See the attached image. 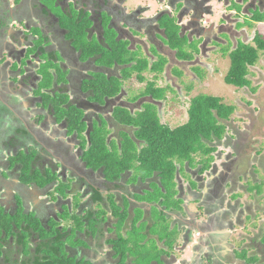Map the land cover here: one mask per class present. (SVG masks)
<instances>
[{
    "label": "flooded vegetation",
    "instance_id": "1",
    "mask_svg": "<svg viewBox=\"0 0 264 264\" xmlns=\"http://www.w3.org/2000/svg\"><path fill=\"white\" fill-rule=\"evenodd\" d=\"M12 1L14 4L10 5ZM46 1L47 3H43L42 0H0L2 15H0L2 25L0 28V34H2L0 59L5 61L4 57L8 53L13 55L14 60L18 58L21 63L23 62L20 73L13 72V69H9V65L2 66L3 68L0 66V70L5 72L1 74L0 71V231H3L1 229L2 217H15L21 209L24 214L32 215L33 220L39 222L38 228H41L43 234L47 236V238H42L41 232L31 235L30 254L28 255L25 247L19 243L17 238L7 239L4 234L0 238V264H36L35 259L39 246L48 241L56 242L58 235L64 233H67L66 238L63 239L66 244L64 253L68 258H75L77 262L86 260L93 261V264H106L108 260H111L109 255H103L101 262L97 260L100 250L103 252V247L107 248L108 253L110 252L104 239L114 238L112 234H108V230L112 228L114 231L118 220L114 217L116 223H108V225L94 221L98 223L100 240L98 237H91L88 234L90 228L87 216L90 215L91 219H96V212L100 209L97 204L93 203L95 192L105 198V204L103 205V201L100 203L105 206L107 203L110 204L108 198L111 187L126 188L127 186L132 191L140 192V189H146L147 186L142 184L139 179L128 184V181L132 180L131 177L122 176L117 182L109 181L103 176V168L93 170L88 166L85 161V153L92 143L90 136L95 126L101 127L105 123L108 129H112L114 126L112 122L121 123L115 117L117 110H125L132 116H137L145 108V105H153L156 110L161 111L163 105L160 104L166 98L165 94L170 90V87L178 91L176 88H178L179 81L186 85L184 86L186 93L192 92L194 85L191 87L190 83H193V77L188 79L189 82L184 83V73L178 68L180 63L195 64L189 68L191 72H195V69L200 66L210 75L213 68L211 56L216 57L221 54L222 57H228L230 68L228 53L236 49L238 41H240L237 40V43L234 44L232 36L236 37L237 34H240V29L242 30L243 27L239 26H246L245 22L251 21L254 12L258 10L264 14V2L231 0L232 4L228 6V12L235 10L237 14L243 15V19H230L227 24L216 25L215 22L207 24L205 22L207 16H215L211 1L169 0L171 4L164 14L169 16L171 8L178 5L179 18L175 27H178L179 37L186 40L183 45L184 50L189 57H193L191 61H183L177 58V51L168 45L166 29L162 27L161 23L159 24V17H142L141 12H138L139 14L133 12L130 16L125 7L127 0ZM221 1L226 5V0ZM243 2H245L244 6L241 5ZM238 5L241 6L240 12ZM232 14L221 16L220 21L226 20L225 17H230ZM66 16L76 20L77 23L87 16L91 25L85 26L83 31L79 32L85 36L77 37L82 42L89 39L88 44H94L93 41H95L105 51L110 50V43L128 42L127 48L131 52H138V47H140L141 56L149 59L150 66L164 59L166 64L163 72L146 71L143 74V77H146V73L153 74L156 81L158 77L164 76L165 88H158V83L155 80L151 82L155 84V89L163 90V99L157 100L153 94H148V84L145 91L139 92L137 95H131L132 93L125 90V84L132 81L134 77L143 83L139 80L138 73H133L131 77L124 80L123 72L132 67L134 62L129 65H119L115 61L113 66L107 67L102 61L103 53H94L85 57L82 49L78 46L79 42L75 40V37L70 36L71 31L62 25V18ZM9 18L19 21L24 30L7 28L5 32L6 28L3 27V24L6 25V22L10 24ZM79 18L81 19L79 20ZM106 21H108L107 29H111L115 34V39H110L109 43L104 39L103 24ZM254 24H264V22H254ZM231 26L235 27V30L232 31ZM220 33L225 34L226 38H219ZM159 36H163L165 42L159 40ZM40 39L45 44H41L36 54H28ZM22 42L24 45L26 44V48L17 49ZM150 47L157 50L160 54L159 58L149 52ZM162 49H168L169 53L162 52ZM2 51L4 52L1 53ZM44 53L48 58H45ZM153 58H157V60L154 61ZM50 59L55 63V67H59L60 77L64 75V79L59 83L60 74L56 68H52L50 69V73L54 76L52 87L44 89L40 86L43 77L39 74V70ZM173 61L176 62L177 67L171 69L170 72L175 75L176 80L170 81L166 71L168 66H172ZM15 66L16 64L13 67ZM17 69L18 67H16ZM176 69L178 71H175ZM213 69L219 71L217 67ZM176 72L181 73V76H178ZM103 74L122 79L123 86L120 94L113 97L105 96L103 99V87L97 85V82L103 81ZM199 76L196 78L198 82H201L206 75ZM45 93L51 94L52 97L59 93L60 96L68 99L69 105L77 106L79 110L83 111V121L88 125L87 131L83 135L84 138H79L76 133L72 135L69 133L68 122L65 118L59 119V115L51 107L52 102L48 103L47 100H44ZM196 96L198 95L191 97L190 103ZM11 101L15 103L18 101L19 104L11 108L7 105ZM27 103L30 104V107L26 109L25 113L23 107ZM67 107V105H63V108ZM189 108L190 104L188 111ZM118 130L122 131L124 138L117 133ZM118 130H115L117 132L109 138V144L112 142V138L118 135L123 142L133 140L139 149L147 145L145 139L135 137L138 128L123 123ZM228 130L227 126V131L221 140L213 138L204 141L208 150L205 153L196 154L195 159L198 155L201 156V159L197 164L194 163L193 168H190L186 163L181 171V166L177 165L176 184L179 190L177 199L181 198L184 201L188 215L191 217V221L185 224L182 217L176 215V218L182 220L186 227L183 247L190 242L189 234L192 236V240L195 232L200 234L199 242H207L210 246V251L206 252L204 258L211 259L212 264H239L236 253L241 252L245 247L242 248L234 244L231 237L240 232L239 228L243 231L244 223L241 220L244 215L251 214L252 211L248 199L250 194L246 193L247 187L240 185L241 172H236L234 168L236 162L241 159L240 151L242 152V150L233 156L232 149L235 143L233 135L236 133L230 134ZM114 139L117 142L120 141L117 138ZM119 144L121 143L119 142ZM227 147L232 151V154L219 151V148L226 150ZM21 152L32 156L26 162H29L38 174V179L35 182L29 184L23 182L22 162L16 163L15 167L11 166V158L17 159ZM203 159L209 160V162L207 163L208 169L201 173L203 164L200 161ZM132 174L134 172L129 176ZM237 174L239 176H236ZM238 192L246 194L245 197L235 199L234 195L240 194ZM114 194H118V191L114 190ZM192 204L193 206L197 205L195 213L191 212ZM141 206L149 209V206L142 201L133 203L130 211ZM162 213L172 215L171 212ZM172 224L175 225L173 222ZM78 228L81 230H77ZM103 231H105L104 236ZM113 235L117 236L115 231ZM238 236L240 237V235ZM259 238H250V242L247 244L250 248L244 250L248 251L249 256L257 255L260 263L264 264V245L259 241ZM192 244L193 242L189 245ZM194 247L193 252L197 254V246ZM43 256L45 257L46 254ZM199 260V264H203V258Z\"/></svg>",
    "mask_w": 264,
    "mask_h": 264
},
{
    "label": "trees",
    "instance_id": "2",
    "mask_svg": "<svg viewBox=\"0 0 264 264\" xmlns=\"http://www.w3.org/2000/svg\"><path fill=\"white\" fill-rule=\"evenodd\" d=\"M45 3H47V1ZM240 8L241 6L238 5L239 12L241 11ZM80 19L81 18H79V20ZM79 22L80 23H77L76 20H72L68 16L62 18V25L67 28V30L71 31L70 36L75 37V40L79 42L78 46L82 49L85 57H89L94 53H103L102 61L107 67L113 66L115 61L119 65H129L134 62L135 64L132 67L127 68L123 72L124 80L131 77L133 73H138L139 80L144 83L147 81V78L143 77L146 71L152 73L163 72L166 64L164 59L150 66L149 59L142 57L141 52H131L128 50V42L110 43V50L106 51L101 49L98 43L88 44L86 41L82 42L77 37H83L85 35L79 34V32L83 31L82 29L85 28V26L88 27L91 24L87 16L82 18ZM254 22H264V14L257 10L254 12L251 21H246L245 25L252 27ZM169 24L170 25H168L166 21L161 22L162 27L166 29L165 35L168 37V45L171 49L177 51L178 59L191 61L193 57H189L183 47L186 40L179 37L177 31L173 28V23L170 22ZM107 25L108 21L103 24V29L105 31V37H103L106 42L109 43L111 38L115 39V34L113 32L112 34L107 32ZM243 26L244 25H240L239 27ZM41 44H45L42 39L29 50L28 54H36ZM225 49L228 51L230 50L229 48ZM261 53H264V35L259 32L255 33L252 44H246L241 40L238 41L237 48L228 53L230 68L225 76V83L239 89L251 88L252 82L249 79L250 69L258 64ZM44 56L48 58L45 53ZM52 68H56L57 72H60V69L55 67L53 61L50 59L39 70V74L43 77L40 86L44 89L52 87L54 77L53 74L50 73V69ZM195 72L201 75L199 69L196 68ZM59 74L58 82L60 83L63 81L64 75L60 77L61 73ZM177 75L181 76V73H177ZM97 85L98 87H103L104 99L105 96L113 97L120 94L123 81L118 77H108L103 74V81L100 80L97 82ZM154 87V83H148L147 93L153 94V97L157 100L163 99V90L159 91ZM44 100H47L48 103L52 102L51 107L57 112L59 119H66L69 124L68 129L71 135L76 133L79 138H84L83 135L87 131L88 125L83 121V111L79 110L77 106L69 105L68 99L60 96L59 93L55 97H52L49 93H45ZM63 105H67L68 107L63 108ZM235 112L236 107L225 104L222 98L199 94L191 100L187 122L180 127L172 129L170 126L161 122L156 108L153 105H145V108L137 116H132L125 110H117L115 114L117 120L122 124L126 123L138 128L135 132V137L147 141V145L141 149L130 139L122 142V146L120 150H118V147L114 146L113 142L110 144L107 142V136L103 134L104 129L107 127L106 124L101 123V127L95 126L90 136L92 143L85 153V161L88 166L93 170L103 168V176L109 181L113 180L117 182L122 176L125 178L131 177L132 180H129L130 182L128 181V184H132L139 179L142 184L147 186L146 189H140V192L128 190V188L125 187H111V193L108 198L110 204L107 203L105 206H103L105 204V198L102 197L100 193L95 192L94 194L93 203L97 204L100 210L96 212V219H91L90 215L87 216L90 218L87 220L90 228L88 234L91 237L97 236L100 240L101 235H99L100 232L97 228V224L108 225V223L111 222L109 219L111 216L118 220L114 230L117 236L113 235V229L109 228L108 234H112L114 238L104 239L105 244L109 246V257L115 262L114 264H129V261L131 264H168L167 260L180 244L176 240V235L184 231L183 228L186 229L182 220L176 218V215L182 217V204L180 203L183 202L181 198H176L179 193L175 182V178L178 174L177 165H181V171L183 165L186 163L190 168H193L196 154L201 152L205 153V151L208 150L204 141L213 138L219 140L223 139L227 131L226 123ZM30 157L32 156H27L21 152L17 159L11 158L12 167H15L16 163H23V182L27 184L33 181L35 182L36 179H38L36 170L31 167L29 162H26L31 159ZM208 162L209 160L206 161L204 159L200 161V163L203 164L201 173L208 169ZM132 172H134V174L129 176ZM254 183L255 182L252 184ZM171 184L176 185V194L170 189ZM261 187L258 185V189L260 190L255 189V186L251 187V189L247 188L246 193L247 195H251V191H255L260 197L264 194V180L262 181ZM114 190H117L118 194H114ZM250 195H248V199L252 201ZM251 197L253 198L252 195ZM234 198L236 199V196ZM117 199H119V202ZM173 199H175V201ZM101 201L104 202L103 205L100 204ZM142 201L149 206V209L141 206L130 211L132 212L130 213L131 217L134 218V225L127 224L126 228L122 229L124 227L122 224L130 217V214L128 210L121 214L122 209L119 204L122 202L125 208H128L129 205L131 206L135 202ZM146 201H148V203H146ZM258 205L260 206V204ZM190 209L193 210L191 207ZM162 212H171L172 215ZM260 213L264 215V211ZM1 220H3L1 227L3 231H0V238L4 234L7 239L10 237L17 238L19 243L25 247L28 255L30 254L29 246L31 245V235L41 232L42 238H47V236L43 234V230L38 228L39 222L33 220L32 215L29 216L28 214H24V211L21 209L15 217H2ZM172 222L175 225H173ZM137 223H140V227H144L142 234L143 231H146V234L143 237L142 234H140L141 238L137 237V242L134 247L131 248L129 244L132 238L129 240L126 239L122 232L128 235L132 234L131 237L136 235ZM77 230L80 231L81 228ZM129 230L130 232H128ZM104 232L105 231H103V236ZM66 235L67 233L59 234L56 242L48 241L45 244L42 243L40 246L38 245L39 248L37 253L40 257L37 254V258L35 259L36 264H93L87 261L77 262L75 258H68L64 253V246H66V244L63 239L64 237L66 238ZM188 237L190 240V242H188L191 244L193 242L192 236L189 234ZM262 244L264 245V241ZM99 246H101V244H99ZM244 249L236 253L239 264H261L257 255L253 254L249 256L248 251ZM44 254H46L45 257L43 256ZM203 264H212L211 259H206V262Z\"/></svg>",
    "mask_w": 264,
    "mask_h": 264
},
{
    "label": "rangeland",
    "instance_id": "3",
    "mask_svg": "<svg viewBox=\"0 0 264 264\" xmlns=\"http://www.w3.org/2000/svg\"><path fill=\"white\" fill-rule=\"evenodd\" d=\"M208 1L209 2L211 1V5L213 6V11L215 13V16L214 15L212 17L207 16V18L205 19L206 24L209 22L211 23L215 22L216 25L217 24L222 25L223 23L227 24V21H230V19L233 20V19L243 17L241 13L237 14L235 10L230 11L229 9L230 12H228V6L232 4L231 0H226V5L221 0H220L221 2L219 0H208ZM259 1L264 2V0H255V3H258ZM42 2L45 3L46 0H42ZM125 3H126L125 7L129 11L128 13L130 16L132 15L133 12H135L136 14H139L141 12L142 17H146V18H151V17L158 18L159 17L158 18L159 24L163 21H166V23L170 25L169 23L171 22L174 25V27L173 26L172 27L178 32V27H175V24H177V19L179 18L178 5H176L175 8H171V12L169 13V16L168 14L167 16H165L164 14V12L168 10V6L171 4L169 0H127ZM13 4H14L13 1L10 2V5H13ZM244 4L245 2L241 3V5L243 6ZM229 13L231 14L233 13V14L230 17H225L226 20L223 18L224 21H220L221 16L223 17L226 15H229ZM9 20H10L9 21L10 24H8V22H6L7 23L6 25L3 24V27L6 28L5 32L7 31V28L12 29V30H18V29L24 30L22 24H20L19 21H16L15 18L12 20L9 18ZM13 21H15V23H13ZM241 22L243 23V21ZM1 26L2 25L0 23V28ZM233 26H231L232 31L235 30V27ZM107 32L112 34L111 29H107ZM256 32H259L260 34L264 35V24H254L253 23L252 28L248 27L247 25L243 26V29L242 30L240 29V34H237L236 37L235 35L232 36V39L234 40V44L237 43V40H241L246 44H252V39ZM134 34L136 33L134 32ZM162 37L163 36L161 37L159 36V40L164 41ZM1 38H2V34H0V40ZM219 38H226V36L225 34L220 33ZM88 40H86L87 43H89ZM93 42L96 43L95 41ZM24 48H26V44L24 45L23 42L21 46L17 47V49H24ZM164 51L169 53L168 49H162V52ZM3 52L4 51H2L1 53ZM138 52H141L140 47H138ZM149 52L153 56H156L157 58H159L158 56H160V54H158L157 50L154 47H150ZM170 55L172 56V54ZM13 58H14L13 55H9L7 53V56L4 57L5 61L3 59H0V66L2 67L5 65L6 66L9 65V69L11 70L13 69V72L20 73L21 72L20 67L23 62L21 63V61L18 58L15 60ZM157 58L156 59L153 58V60L155 61L157 60ZM211 58H212L211 66L213 68L214 67L219 68V71L218 70L214 71L215 69L212 68V72L209 75L207 71L205 72V69L199 66L198 68L199 73L206 75L204 76L201 82H198L196 78V76H199V75L196 72H193V71L191 72V69H189L190 67L195 66V64H183V63L181 64L180 63L178 65V68L182 70L184 73V78H185V80L183 79L184 83L186 84L187 82H189L188 79L193 77V83L192 82L190 83L191 87H193L194 85L193 90L192 92L186 93V90H185L186 87H184L186 85H184L183 83H180V81L178 80L179 81V83H177L178 88H176L178 89V91L170 87V90L167 91V93L165 94L166 98L162 101L163 104L162 103L160 104V105H163V108H161L162 110L160 111L157 109L156 112L158 116H160L161 122L163 124H166L170 126L172 129H175L177 127L184 125L187 122L188 117H189L187 111H188L190 99L192 96L199 95V94L217 96V97L222 98L225 104L235 106L236 112L231 117V119L226 123L227 126L229 127L228 133L230 134H233L234 132L236 133V135L235 134L233 135V138L235 140V143L232 149V151H234L233 156H235L236 152H238L239 150H242V152L240 151L241 159L236 162V164L234 165V168L236 172L238 171L241 172V175H240V185L241 186H244L250 189L251 187L255 186L256 187L255 189L260 190L258 189V185L261 187L262 181L264 180V53H261L258 64L254 68L250 69L251 72L249 75V79L252 82V87L244 88V89H239L234 86H229L225 83L224 79L229 70V61L227 60L228 57H222L220 54L216 57L212 55ZM175 63L176 62L173 61L172 66L167 67L166 74H167V77L170 78V81L176 80L175 75H173L170 72L171 69H173L174 67H177ZM14 64H16L15 67H13ZM16 67H18L17 70H16ZM175 71H178V70L176 69ZM4 73L5 72L1 71V74H4ZM146 77H147L148 82H153L155 80L153 74L146 73ZM163 78L164 76H160L158 77L157 81L155 80L156 83H158L157 84L158 88L166 87V81ZM148 82L140 83L134 77L132 81L127 82L125 84V90L129 93H132L131 95H137L139 92L145 91ZM181 85L183 87H180ZM18 104H19L18 101H16V103L11 101L7 105L12 108ZM29 107H30L29 103L25 104V107H23V110L25 113L27 112L26 109H28ZM112 125H114L112 129H108L106 127L103 131V134L107 136V142L109 141V138L117 132L115 130H118L120 127H122V123L112 122ZM117 133L122 138H124L122 131L118 130ZM114 138H117L120 140L118 135L115 136ZM114 138H112L113 145L117 146L118 150H120L121 144H119V142L122 143L123 140H120L119 142H117L115 141ZM219 151L222 153L230 152L232 154V151L229 150L228 147L226 148V150L223 148H219ZM200 159H201V156L198 155L194 163L197 164ZM178 165L181 166L180 164ZM236 176H239V175L237 174ZM176 181L177 179L175 178V182ZM251 182L252 183L255 182V183L252 184ZM177 188L175 184L170 185V189L172 190L174 194H176ZM128 190L130 189L128 188ZM238 193H241V192H238ZM241 195L243 194L234 195V196H236V198L245 197V195L243 196ZM251 195L253 196V198L251 197ZM251 195H250V199L252 201L249 200V203L252 206V211H251V214L244 215L241 220L244 223L242 226L243 231H241L239 228L238 230L240 232L233 234L235 236L232 235L231 237V241L234 244H236L237 246L239 245L242 248L245 247L248 249L250 247L247 246V244H249L250 238L260 237L259 241L260 242L264 241V225H263L264 215L260 213L264 211V194L259 197V195L255 193V191H251ZM173 200L175 201V199ZM146 203H148V201H146ZM257 203L260 204V206ZM180 204H182V207H181L182 208V211H181L182 219L185 222V224H187L188 222L191 221V217L188 215V211L186 209L184 201L181 202ZM119 206L122 209L121 214L126 210H128L130 214V209H131L130 205L128 206V208H125L124 204L121 202ZM191 208H193L191 212L195 213V210L197 209V205L193 206L192 204ZM258 209H261V210H258ZM120 216L123 217L122 215ZM129 216L130 217L127 220H125L124 223L122 224L124 226L122 229L126 228L127 224L134 225V218L131 217V214ZM136 226H137L136 235H133L132 237H131L132 234L128 235L125 232H122L123 236L126 239L129 240L132 238V241L129 244L131 248L134 247L135 243L137 242V237L141 238L140 234H142V230H144V227H140V223L139 224L137 223ZM246 227H248L249 229H247ZM183 229L184 231L176 235V240L180 244L176 247L177 249L174 250V253L172 252V255L167 260L168 264H199L200 258H203V263H205L206 259L204 258V255L206 254L207 251H210L209 249L210 246L207 244V242H202V243L199 242L200 234L195 232L193 235V244L192 245L187 244L185 247H183V244H184L183 241L185 237V228ZM128 232H130V230ZM145 234H146V231H143L142 237ZM238 235H240V237ZM256 241L258 242V239ZM258 245L260 244L258 243ZM194 246H197V249H196L198 251L197 254L193 252L195 248ZM103 255L110 256V252L109 253L107 252L106 247H103ZM114 263L115 262L111 259V260H108L106 264H114ZM129 264H131L130 261H129Z\"/></svg>",
    "mask_w": 264,
    "mask_h": 264
},
{
    "label": "crops",
    "instance_id": "4",
    "mask_svg": "<svg viewBox=\"0 0 264 264\" xmlns=\"http://www.w3.org/2000/svg\"><path fill=\"white\" fill-rule=\"evenodd\" d=\"M102 259H103V252H101V250H100V253H99V258H98V260L97 261H102ZM87 262H92L93 263V261H87Z\"/></svg>",
    "mask_w": 264,
    "mask_h": 264
},
{
    "label": "clouds",
    "instance_id": "5",
    "mask_svg": "<svg viewBox=\"0 0 264 264\" xmlns=\"http://www.w3.org/2000/svg\"><path fill=\"white\" fill-rule=\"evenodd\" d=\"M130 213H132V212H130ZM111 215H112V213H111ZM109 219L111 221V222H109V224H115L116 223V222H114V217L113 216L109 217Z\"/></svg>",
    "mask_w": 264,
    "mask_h": 264
}]
</instances>
